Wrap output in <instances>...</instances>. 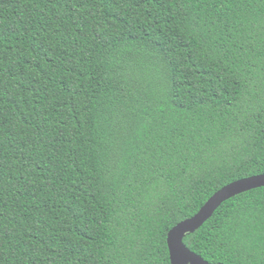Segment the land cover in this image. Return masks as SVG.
Listing matches in <instances>:
<instances>
[{"label":"trees","instance_id":"16d2710c","mask_svg":"<svg viewBox=\"0 0 264 264\" xmlns=\"http://www.w3.org/2000/svg\"><path fill=\"white\" fill-rule=\"evenodd\" d=\"M261 173L264 0H0V264H172ZM184 242L264 264V187Z\"/></svg>","mask_w":264,"mask_h":264},{"label":"water","instance_id":"95a60500","mask_svg":"<svg viewBox=\"0 0 264 264\" xmlns=\"http://www.w3.org/2000/svg\"><path fill=\"white\" fill-rule=\"evenodd\" d=\"M259 187H264V173L232 181L217 190L195 215L174 225L167 234L172 264H211L185 244V235L201 227L228 199Z\"/></svg>","mask_w":264,"mask_h":264}]
</instances>
